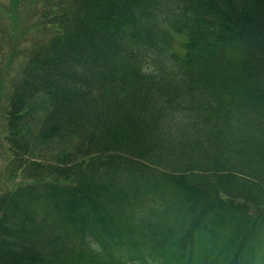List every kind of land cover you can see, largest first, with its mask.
I'll return each instance as SVG.
<instances>
[{
  "label": "trees",
  "instance_id": "obj_1",
  "mask_svg": "<svg viewBox=\"0 0 264 264\" xmlns=\"http://www.w3.org/2000/svg\"><path fill=\"white\" fill-rule=\"evenodd\" d=\"M48 23L8 98L0 264H264V0H64Z\"/></svg>",
  "mask_w": 264,
  "mask_h": 264
},
{
  "label": "rangeland",
  "instance_id": "obj_2",
  "mask_svg": "<svg viewBox=\"0 0 264 264\" xmlns=\"http://www.w3.org/2000/svg\"><path fill=\"white\" fill-rule=\"evenodd\" d=\"M53 2V0H45L44 3ZM0 29L3 33V47L0 51V131L5 124V109L2 107L8 87L19 71L20 65L24 61V56L27 53V43L25 41L28 36L33 18V5H30V0H2L0 1ZM42 9L40 10L41 14ZM183 38L178 34H173L169 48L171 51H177L182 45ZM6 143L0 137V188L5 185L13 186L20 182L18 177L9 180L7 167ZM53 151L52 149H46ZM176 210L170 215H174ZM172 219V217H169Z\"/></svg>",
  "mask_w": 264,
  "mask_h": 264
}]
</instances>
